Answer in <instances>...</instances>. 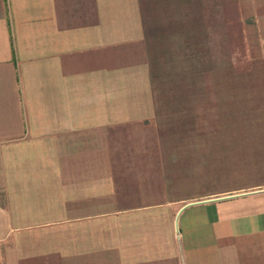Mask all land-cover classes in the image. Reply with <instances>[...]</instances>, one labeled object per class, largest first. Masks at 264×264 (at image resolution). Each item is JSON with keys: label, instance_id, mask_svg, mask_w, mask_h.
<instances>
[{"label": "crops", "instance_id": "0c3cea01", "mask_svg": "<svg viewBox=\"0 0 264 264\" xmlns=\"http://www.w3.org/2000/svg\"><path fill=\"white\" fill-rule=\"evenodd\" d=\"M177 2L0 0V264H264V116L154 126Z\"/></svg>", "mask_w": 264, "mask_h": 264}, {"label": "rangeland", "instance_id": "374dc122", "mask_svg": "<svg viewBox=\"0 0 264 264\" xmlns=\"http://www.w3.org/2000/svg\"><path fill=\"white\" fill-rule=\"evenodd\" d=\"M177 3L144 16L152 23L146 48L154 126L168 132L210 126L220 131L230 117L264 116V99L261 105L257 101L264 98L263 0ZM197 154L205 167L215 155L210 148Z\"/></svg>", "mask_w": 264, "mask_h": 264}]
</instances>
